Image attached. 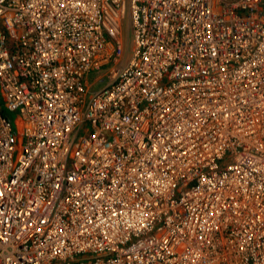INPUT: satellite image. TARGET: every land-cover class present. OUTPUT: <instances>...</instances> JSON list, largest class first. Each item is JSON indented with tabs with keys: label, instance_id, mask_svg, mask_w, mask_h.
Returning <instances> with one entry per match:
<instances>
[{
	"label": "built area",
	"instance_id": "1",
	"mask_svg": "<svg viewBox=\"0 0 264 264\" xmlns=\"http://www.w3.org/2000/svg\"><path fill=\"white\" fill-rule=\"evenodd\" d=\"M0 93V264H264V0H0Z\"/></svg>",
	"mask_w": 264,
	"mask_h": 264
},
{
	"label": "rangeland",
	"instance_id": "2",
	"mask_svg": "<svg viewBox=\"0 0 264 264\" xmlns=\"http://www.w3.org/2000/svg\"><path fill=\"white\" fill-rule=\"evenodd\" d=\"M121 38H122V44H123V54L121 56V63L124 62L126 60V57H127V52H128V48H129V40H128V25L126 24L125 25V22H124V25H123V28L121 30ZM101 83V82H100ZM100 83H96V84H93L91 86V89H95L96 87H98L100 85ZM0 97H1V93H0Z\"/></svg>",
	"mask_w": 264,
	"mask_h": 264
},
{
	"label": "trees",
	"instance_id": "3",
	"mask_svg": "<svg viewBox=\"0 0 264 264\" xmlns=\"http://www.w3.org/2000/svg\"><path fill=\"white\" fill-rule=\"evenodd\" d=\"M2 112L8 114V113H7L6 111H4L3 109H2Z\"/></svg>",
	"mask_w": 264,
	"mask_h": 264
},
{
	"label": "bare ground",
	"instance_id": "4",
	"mask_svg": "<svg viewBox=\"0 0 264 264\" xmlns=\"http://www.w3.org/2000/svg\"><path fill=\"white\" fill-rule=\"evenodd\" d=\"M119 39H120V41L122 42V38L120 37Z\"/></svg>",
	"mask_w": 264,
	"mask_h": 264
}]
</instances>
